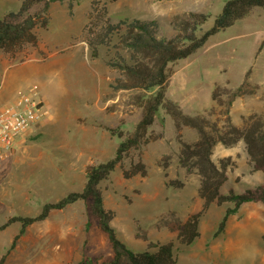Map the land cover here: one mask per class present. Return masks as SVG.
<instances>
[{"label": "rangeland", "instance_id": "1", "mask_svg": "<svg viewBox=\"0 0 264 264\" xmlns=\"http://www.w3.org/2000/svg\"><path fill=\"white\" fill-rule=\"evenodd\" d=\"M99 1L106 3L112 21L155 19L158 35L170 37L175 34V18L189 12L207 15L198 32L209 28L225 0ZM91 2L73 1L70 7L67 1L50 3L48 24L36 30V45L13 54L0 51V106L36 84L48 107L47 117L0 163V225L14 215H35L45 202L80 190L86 167L111 158L141 118L135 92L111 86L119 73L106 63L110 51L101 46L97 57L90 56L83 28ZM19 3L0 0V17ZM168 73L165 97L183 113L203 117L208 130L223 132L257 115L264 122V9L256 7L209 36L194 53L170 63ZM245 74L244 87L252 92L229 102ZM149 129L155 138L130 149L100 184L121 240L133 251H152L154 243L171 240L177 264H264L262 203H244L216 237L213 233L228 204H212L200 217L199 236L190 245L176 239L182 222L202 206L197 174L178 164L181 143L196 140L197 132L176 128L163 109ZM211 157L216 163L227 160L223 192L263 180L261 172L252 170L242 141L231 146L217 142ZM138 160L145 163L147 175L124 178L122 169ZM89 203L75 202L25 228L1 264H81L91 256L98 257L99 264L111 257V245L90 216ZM88 219L92 226L86 232ZM19 226L15 222L0 230V257Z\"/></svg>", "mask_w": 264, "mask_h": 264}, {"label": "trees", "instance_id": "2", "mask_svg": "<svg viewBox=\"0 0 264 264\" xmlns=\"http://www.w3.org/2000/svg\"><path fill=\"white\" fill-rule=\"evenodd\" d=\"M16 10H9L0 17V51L13 54L24 46H33L38 42L36 30L48 24L47 9L52 2L80 0H19ZM264 9V0H225L221 10L215 15L213 24L201 31L207 19L204 13L189 12L175 18V34L166 37L158 35V24L155 19L120 18L112 21L108 15L105 2L92 0L83 28V37L91 57H97L99 48L110 51L107 65L119 73L112 84L114 90L127 89L134 91V104L141 108L142 114L133 132L118 143L114 155L97 164L86 167L85 182L80 190L70 191L55 201L45 202L39 212L32 216L14 215L0 225V230L12 223H19V230L11 240L9 247L0 257V264L6 254L15 245L16 240L24 233L25 228L33 223L43 221L50 212L61 210L78 202L89 201L90 216L97 219L98 226L107 236L111 245L112 256L99 264H177L173 241L154 243V250L133 251L119 237L112 225L114 211L104 206L101 182L107 179L130 149L155 138L150 132L155 116L160 109L173 120L176 128L187 126L197 132V139L182 142L178 152L179 166L194 171L199 178L198 197L202 201L199 211L189 214L180 225L176 239L183 245H190L199 236V220L203 212L212 204H228L217 225L213 236L223 232L231 215L236 214L244 203L264 204V122L259 115L246 120L241 125H230L226 131H210L206 120L201 116H191L182 112L180 107L165 97V86L169 76L168 65L184 59L202 47L209 36L223 30L236 21L247 16L252 9ZM246 75L230 95L229 102L235 97L252 91L246 90ZM212 99H216L213 92ZM121 137L122 133H117ZM153 136V137H152ZM242 141L252 170L262 173L261 183L245 187L242 190L228 188L223 192L228 180L227 160L218 163L212 159V148L220 142L231 146ZM165 165V164H164ZM163 165V166H164ZM124 178L136 175L146 176L147 167L138 160L128 168L122 169ZM172 183V181L170 182ZM167 182V184H170ZM180 184V183H179ZM92 221L87 220L84 229L87 232ZM98 257L91 256L81 264H96Z\"/></svg>", "mask_w": 264, "mask_h": 264}, {"label": "built area", "instance_id": "3", "mask_svg": "<svg viewBox=\"0 0 264 264\" xmlns=\"http://www.w3.org/2000/svg\"><path fill=\"white\" fill-rule=\"evenodd\" d=\"M48 115L36 84L12 102L0 106V163L33 127Z\"/></svg>", "mask_w": 264, "mask_h": 264}]
</instances>
